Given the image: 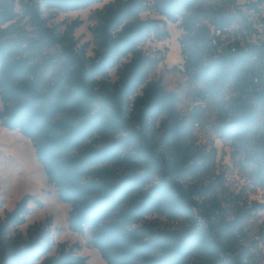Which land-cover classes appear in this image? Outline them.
<instances>
[{
    "label": "trees",
    "instance_id": "trees-1",
    "mask_svg": "<svg viewBox=\"0 0 264 264\" xmlns=\"http://www.w3.org/2000/svg\"><path fill=\"white\" fill-rule=\"evenodd\" d=\"M104 1L0 0L2 124L32 140L59 199L72 205L69 228L87 233L107 264H264V229L251 238L248 226L264 201L224 204L212 177L215 150L191 141L176 92L151 77L160 58L144 50L148 39L170 36L168 21H180L184 73L201 83L200 96L221 98L217 127L245 145L264 189V43L248 39L239 0H222L227 8L110 0L92 15L91 55L75 36L82 20L63 28L53 19ZM234 21L245 26L244 45L218 52L212 31ZM31 198L0 218V264H86L78 244L60 242L48 256L51 217L12 232L27 222Z\"/></svg>",
    "mask_w": 264,
    "mask_h": 264
},
{
    "label": "rangeland",
    "instance_id": "rangeland-1",
    "mask_svg": "<svg viewBox=\"0 0 264 264\" xmlns=\"http://www.w3.org/2000/svg\"><path fill=\"white\" fill-rule=\"evenodd\" d=\"M103 3L94 4L86 9L69 13H58L53 19L54 23H60L63 28L76 19L82 20V24L76 29L75 36L79 44L88 42L89 54H94L97 47L94 34L91 30L95 21L92 15L97 9L102 8ZM217 8H227L222 0H209ZM144 17L155 16L145 13ZM178 23L168 21L166 28L170 36L163 41L155 37L148 39L144 44V50L155 57L160 58L159 65L152 71L151 77L161 82L168 90L176 92L178 96V110L184 120L189 123L190 139L196 145L207 151L215 150L216 158L212 163V177L218 186L216 192L225 205L235 203L240 196L242 200L264 201V189L258 187L252 179V168L246 163L247 151L245 145L238 140L223 137L217 127L218 101L220 97L210 94L199 95L202 90L201 83H196L184 73V57L182 55L180 38L184 31ZM116 70H112L113 79H116ZM229 100V96L226 97ZM233 100H231L232 102ZM3 102L0 96V111ZM32 196L29 201L31 214L24 225L12 227V232L17 230L27 232L30 224L45 222L51 217V229L55 241L52 252L48 256H54L59 250L58 243L68 242L69 246L78 244L75 252L78 255L88 256L86 264H107L101 252L90 245V236L73 232L69 228L68 217L72 209L70 203L61 201L56 187L49 182L42 163L38 160L37 150L32 140L25 136L19 129H10L2 124L0 118V199L4 200L0 210V218L5 217L8 210H12L16 203L25 195ZM163 224L175 226V223L160 218ZM249 236L255 237L258 231L264 229V210H260L249 221ZM42 260L36 264H41Z\"/></svg>",
    "mask_w": 264,
    "mask_h": 264
},
{
    "label": "built area",
    "instance_id": "built-area-1",
    "mask_svg": "<svg viewBox=\"0 0 264 264\" xmlns=\"http://www.w3.org/2000/svg\"><path fill=\"white\" fill-rule=\"evenodd\" d=\"M259 0H239L244 15L252 26V33L248 39L252 43H264V3L257 4ZM247 34L242 21H234L212 31L211 40L218 52L231 48L236 50L237 44L244 45L242 33Z\"/></svg>",
    "mask_w": 264,
    "mask_h": 264
}]
</instances>
